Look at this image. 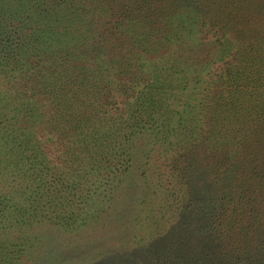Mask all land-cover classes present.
<instances>
[{"label": "trees", "instance_id": "obj_1", "mask_svg": "<svg viewBox=\"0 0 264 264\" xmlns=\"http://www.w3.org/2000/svg\"><path fill=\"white\" fill-rule=\"evenodd\" d=\"M99 222L264 264V0H0V264H118Z\"/></svg>", "mask_w": 264, "mask_h": 264}, {"label": "rangeland", "instance_id": "obj_2", "mask_svg": "<svg viewBox=\"0 0 264 264\" xmlns=\"http://www.w3.org/2000/svg\"><path fill=\"white\" fill-rule=\"evenodd\" d=\"M144 145V141H142ZM134 180H136L134 177H130L129 178V182L131 181L132 183L134 182ZM131 184V183H129ZM132 189H130L131 191ZM137 190V189H136ZM138 192V190H137ZM101 222V221H100ZM100 222L96 225V227L92 228L91 230L90 229H87V230H84L81 234V239L85 240V239H88L89 237H92L94 236V238H96V240H99L101 238V236L105 237L106 238V243L107 245L103 246L101 245L99 248H102V249H107L109 248L110 246L112 248H117L119 246H122L121 247V256H117L116 257V260L118 262V264H130V260L129 259H134V261L136 262L135 264H148V263H145V259L143 260H140L137 256H136V253H135V249H134V246L131 244V243H128L129 241V238H130V234H129V230L127 231V229L122 233V239L119 240L120 238H117V235H118V231L115 229V228H110L111 230H106L105 231V228L102 227V224H100ZM105 226V225H104ZM97 228V229H96ZM104 228V229H103ZM78 236V234L73 238L75 239L76 237ZM112 238V239H111ZM72 239V238H71ZM105 243V244H106ZM107 246V247H106ZM106 251V250H105ZM127 257V260L126 262L124 263V257ZM69 259V258H68ZM70 261V260H69Z\"/></svg>", "mask_w": 264, "mask_h": 264}]
</instances>
